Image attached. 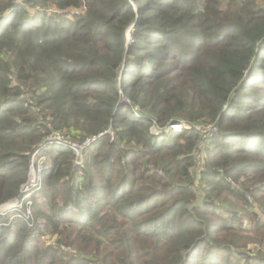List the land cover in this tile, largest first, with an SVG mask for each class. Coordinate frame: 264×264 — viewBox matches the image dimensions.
Instances as JSON below:
<instances>
[{
	"label": "trees",
	"instance_id": "obj_1",
	"mask_svg": "<svg viewBox=\"0 0 264 264\" xmlns=\"http://www.w3.org/2000/svg\"><path fill=\"white\" fill-rule=\"evenodd\" d=\"M154 122L190 128L157 138ZM63 133L104 135L80 168L46 147L33 226L0 215V264H264L256 0H0V205Z\"/></svg>",
	"mask_w": 264,
	"mask_h": 264
},
{
	"label": "built area",
	"instance_id": "obj_2",
	"mask_svg": "<svg viewBox=\"0 0 264 264\" xmlns=\"http://www.w3.org/2000/svg\"><path fill=\"white\" fill-rule=\"evenodd\" d=\"M17 1L22 2L25 0H17ZM127 102L129 103V101H127ZM134 111H135L136 116L139 117L140 114L138 113V111H136V109H134ZM152 126L154 127V130H156V129L160 130V131H162L160 133H163V134L168 133V130H170V132H172V131L181 132L183 129L190 128V126L184 122L183 123H174L173 122V123H170L166 127H163V128L159 127L157 125V123L154 122V125H152ZM196 129H197V131H199V133H200L199 135L201 136L202 139L204 136L205 137L207 136L206 138H208V140L213 139L218 132L217 126H215L213 124H207V125L199 126ZM150 132H151V129H150ZM106 133H109L113 137V132L111 129L108 130ZM102 135H104V134L101 133L98 136L90 137V138L86 139L85 141H83L81 143H76V144L65 140L64 134L63 135H61V134L60 135H51V136L47 137L45 139V141L40 145L38 150L32 156V160H31V164H30V172L28 175V181L21 186L20 196L16 199L12 200V201H9L5 204L0 205V215L5 216L9 212H12V213L15 212L16 213V211L22 207H29L28 206V204H30L29 198L33 194V188H34L32 185L36 184V177L35 176H32L31 182H30L31 167H32L34 158L38 155L39 152H41L42 150H44L48 146H58V147L68 149V150L72 151L76 156L75 166L81 167V166H84V160H83V158H81L79 161L78 160L79 157L76 155V152H78L79 149H81V152L83 153L84 150L86 149L85 147L93 146ZM198 154H199V156H203V154L200 153V151ZM39 165H41V164H39ZM45 167L41 166V169L45 170ZM24 215L25 214L23 213V216ZM23 216L19 215V217L21 219H24V218H22ZM31 221L32 220L27 222L29 224V226H32Z\"/></svg>",
	"mask_w": 264,
	"mask_h": 264
},
{
	"label": "rangeland",
	"instance_id": "obj_3",
	"mask_svg": "<svg viewBox=\"0 0 264 264\" xmlns=\"http://www.w3.org/2000/svg\"><path fill=\"white\" fill-rule=\"evenodd\" d=\"M256 3H258L259 5L264 6V0H256ZM130 35H131V32H128L127 33V36L129 37ZM122 101L124 103H127L128 104V102H127L126 99L122 98ZM166 126L167 125H165L164 127H166ZM160 132H162V131L157 130V129L154 130V127L153 126L151 127V134H152V136L157 137V138H161L165 134L179 133L178 131H172V132H170V130H168V133H165V134L160 133ZM63 134L65 135V140L70 141V142L75 143V144L76 143H81L80 141H76V140H73L71 138H68L67 137L68 135L66 133H63ZM206 137L204 136L203 139L201 140V143L199 144V146L202 147V151L200 152L202 154L204 153L205 149L207 148L208 142L210 141ZM85 148L86 149L84 150L83 153L81 152V149H79V151L76 152V155L79 157V159H78L79 161H80L81 158H83L84 165L86 163V152H87V150L91 149L92 146L91 147H85ZM44 150H42L41 152H39L38 155L34 158V161H33L32 167H31L30 182H31L32 176H35L36 177V184L32 185L34 188H33V194L29 198V201H30V204H28L29 207H22L19 210H17L16 213L9 212L8 213V216L13 215V217L11 218V220H13L15 218V216H16V218L19 217V215L20 216H23V213L25 214L22 217L24 219H21V220H23V222L26 223V224H28L27 222H29L30 220H32L34 218V214H33V206H34L33 196H35V195L36 196H39L40 193L44 190V185H45L44 184L45 180L43 178L44 177V171L45 170L41 169V166L45 167L47 165L46 163H48L50 161V159H49V157H50L49 156V153L47 154L46 152H44ZM39 164H41V165H39ZM81 167H83V166H81ZM158 174L159 175H163V171L162 170H158ZM27 181H28V179H27ZM201 203H202V201L199 198H197L196 204L200 205ZM252 204H254L251 207L252 211H255V212L258 213V211L260 210V208L258 207V205L256 204V202L253 201ZM32 226H30V227H32ZM62 230H65V229H62ZM251 235H252V232H245V236L246 237H249ZM62 240H63V236L62 235H59V234L50 235L49 234V235H47V237H45V239L43 240V243L45 245H48V246L56 247L57 246V242L56 241L59 242V241H62ZM254 247H255L254 243L253 242H250V245H248V247L245 249V251L244 250L243 251L244 252H248L247 254H249L250 253L249 250L255 249Z\"/></svg>",
	"mask_w": 264,
	"mask_h": 264
}]
</instances>
